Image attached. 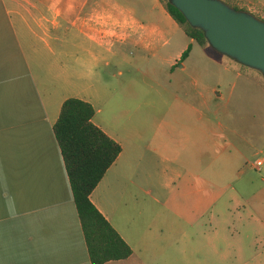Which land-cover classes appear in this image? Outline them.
<instances>
[{
    "label": "crops",
    "instance_id": "crops-1",
    "mask_svg": "<svg viewBox=\"0 0 264 264\" xmlns=\"http://www.w3.org/2000/svg\"><path fill=\"white\" fill-rule=\"evenodd\" d=\"M143 1L0 0V264H91L53 134L61 105L71 97L89 102L92 122L121 146L90 200L132 252L103 264H161L166 250L183 247L187 238L189 215L183 210L197 214L217 202L224 204L219 224L240 229L236 255L245 248L264 264V176L259 186L251 181L213 187L209 193L216 197L204 199L200 176L185 175L172 152V146L185 148L189 140L173 139L179 126L173 117L168 120L171 111L136 108L125 119L119 105L111 106L120 96L139 93L135 80L130 90L116 76L107 81L106 70L114 67L120 77L128 48L137 50V61L145 60L180 28L159 0H148L149 8ZM222 1L264 20V0ZM185 36L170 57L171 69L195 42ZM236 75L264 93L253 77ZM95 102L107 106L105 117L98 116ZM157 161L164 166L160 174ZM149 163L154 173L146 170ZM223 195L230 197L222 200ZM172 208L181 212L177 220L161 214Z\"/></svg>",
    "mask_w": 264,
    "mask_h": 264
},
{
    "label": "rangeland",
    "instance_id": "rangeland-1",
    "mask_svg": "<svg viewBox=\"0 0 264 264\" xmlns=\"http://www.w3.org/2000/svg\"><path fill=\"white\" fill-rule=\"evenodd\" d=\"M166 1L159 3L163 6ZM143 6L149 8V1L144 0ZM162 19L157 15L159 22ZM177 30L166 47L154 56L147 53L145 60L137 61V50L128 48L120 77L116 68L106 70L107 81L112 82L116 76L122 80V87L130 90L135 80V91L139 93L120 96L111 106L119 105L124 113L119 116L125 119L136 108L171 111L173 116H168V120L173 117L172 122L179 126L173 139L189 140L185 148L172 146V152L182 161L180 166L185 175L200 176L201 189L207 190L201 194L202 198L214 199L216 196L209 193L213 187L238 188L251 181L259 186V178L264 176V93L257 84L237 76L236 72L253 77L263 90L264 78L258 71L219 54L208 43L201 47L194 42L187 58L171 69V55L188 39L180 28ZM95 105L101 108L98 116L105 117L107 106L101 102ZM254 161L259 162V168L253 167ZM145 168L155 172L150 163ZM163 168L157 161L158 174ZM177 185L183 188L182 181ZM228 197L223 195L222 200ZM222 206L223 202L205 205L197 214L184 209L182 213L189 215L187 238L183 247L175 251L167 249L168 256L161 264H261V258H253L245 248L243 255H236L235 235L240 229L229 222L219 224L218 209ZM178 213L181 212L176 208L161 212L167 220H177ZM248 245L249 239L244 238L243 247Z\"/></svg>",
    "mask_w": 264,
    "mask_h": 264
},
{
    "label": "trees",
    "instance_id": "trees-1",
    "mask_svg": "<svg viewBox=\"0 0 264 264\" xmlns=\"http://www.w3.org/2000/svg\"><path fill=\"white\" fill-rule=\"evenodd\" d=\"M163 7L190 39L200 46L207 43L203 32L191 27L168 0ZM189 51L190 45L182 53L181 61ZM93 115L94 108L89 102L67 98L53 125V134L67 172L90 263L103 264L125 259L132 251L90 200L91 192L121 151V146L92 122Z\"/></svg>",
    "mask_w": 264,
    "mask_h": 264
},
{
    "label": "water",
    "instance_id": "water-1",
    "mask_svg": "<svg viewBox=\"0 0 264 264\" xmlns=\"http://www.w3.org/2000/svg\"><path fill=\"white\" fill-rule=\"evenodd\" d=\"M208 45L264 78V21L222 0H168ZM216 96L219 93L215 92Z\"/></svg>",
    "mask_w": 264,
    "mask_h": 264
},
{
    "label": "built area",
    "instance_id": "built-area-1",
    "mask_svg": "<svg viewBox=\"0 0 264 264\" xmlns=\"http://www.w3.org/2000/svg\"><path fill=\"white\" fill-rule=\"evenodd\" d=\"M258 165H259V162H258V161H254V162H253V167L256 166L257 168H259ZM256 167H255V168H256Z\"/></svg>",
    "mask_w": 264,
    "mask_h": 264
}]
</instances>
